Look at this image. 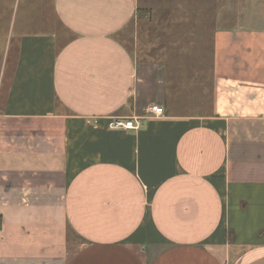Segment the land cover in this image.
Instances as JSON below:
<instances>
[{
  "label": "crops",
  "instance_id": "obj_1",
  "mask_svg": "<svg viewBox=\"0 0 264 264\" xmlns=\"http://www.w3.org/2000/svg\"><path fill=\"white\" fill-rule=\"evenodd\" d=\"M146 4L1 13L0 264H264V25L211 29L201 95L123 42Z\"/></svg>",
  "mask_w": 264,
  "mask_h": 264
},
{
  "label": "rangeland",
  "instance_id": "obj_2",
  "mask_svg": "<svg viewBox=\"0 0 264 264\" xmlns=\"http://www.w3.org/2000/svg\"><path fill=\"white\" fill-rule=\"evenodd\" d=\"M10 3L11 0H0V16L10 10ZM146 3L145 10L138 7L129 24L133 32L125 35L123 42L142 59L164 64L170 83L179 81L185 90L189 81V87L201 95L208 93L211 29L239 19L264 25V0H146ZM189 7L193 11L185 14L184 9ZM198 10L206 13L193 14ZM4 27L3 22V30ZM0 32H3L1 25ZM191 35L195 46L179 45L181 39ZM193 78L195 83L191 82Z\"/></svg>",
  "mask_w": 264,
  "mask_h": 264
},
{
  "label": "built area",
  "instance_id": "obj_3",
  "mask_svg": "<svg viewBox=\"0 0 264 264\" xmlns=\"http://www.w3.org/2000/svg\"><path fill=\"white\" fill-rule=\"evenodd\" d=\"M147 112L152 115H161L163 108L161 105L153 104L147 108ZM140 120L141 117H113L108 122V127L110 129H137L141 124Z\"/></svg>",
  "mask_w": 264,
  "mask_h": 264
}]
</instances>
